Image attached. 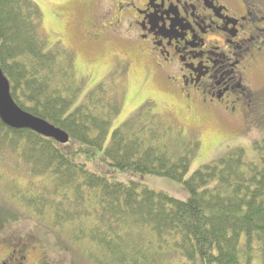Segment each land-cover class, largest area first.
Here are the masks:
<instances>
[{
	"label": "trees",
	"instance_id": "16d2710c",
	"mask_svg": "<svg viewBox=\"0 0 264 264\" xmlns=\"http://www.w3.org/2000/svg\"><path fill=\"white\" fill-rule=\"evenodd\" d=\"M0 67L20 108L78 144L68 150L0 119V163L9 168L1 192L21 219L59 233L87 264H264V141L254 144L258 164L236 148L186 177L198 138L164 124L145 102L105 146L121 96L100 84L71 108L83 85L74 52L49 46L33 0H0ZM99 151L121 172L181 183L188 198L115 180L79 160Z\"/></svg>",
	"mask_w": 264,
	"mask_h": 264
},
{
	"label": "rangeland",
	"instance_id": "374dc122",
	"mask_svg": "<svg viewBox=\"0 0 264 264\" xmlns=\"http://www.w3.org/2000/svg\"><path fill=\"white\" fill-rule=\"evenodd\" d=\"M33 1L42 12V32L49 46L59 42L74 52L76 74L83 79V85L71 108L100 84L121 96V110L109 127L105 146L116 127L145 102H150L153 104L151 109L159 114L164 124L193 131L200 142L198 150L190 157L186 177L236 148L243 149L246 160L260 163L254 144L264 141V110L246 114L236 110L231 115L223 110L187 109L179 87L171 84L155 65L145 61L138 52V41L126 37L124 28L108 25L111 21L104 18V10L96 0ZM252 83L254 88L259 85L257 78ZM63 145L68 150H74L78 144L69 140ZM100 153L95 160H88L84 156H80L79 160L89 170L124 183L139 180L154 190L164 191L180 200H186L189 196L184 186L175 180L152 174L121 172L103 160ZM6 167L0 163V256L9 251L10 241L31 239V246L34 244L35 247L29 250L25 264L36 261L87 264L83 254L60 238L59 233L29 219H21L5 201L1 190L9 177L6 174L9 168ZM16 174L18 176L12 174L15 178L17 176L15 181L26 184L24 174Z\"/></svg>",
	"mask_w": 264,
	"mask_h": 264
},
{
	"label": "flooded vegetation",
	"instance_id": "af4514ba",
	"mask_svg": "<svg viewBox=\"0 0 264 264\" xmlns=\"http://www.w3.org/2000/svg\"><path fill=\"white\" fill-rule=\"evenodd\" d=\"M96 1L108 25L124 28L145 61L179 87L187 109L264 110V0ZM31 242L10 241L0 264H25Z\"/></svg>",
	"mask_w": 264,
	"mask_h": 264
},
{
	"label": "water",
	"instance_id": "95a60500",
	"mask_svg": "<svg viewBox=\"0 0 264 264\" xmlns=\"http://www.w3.org/2000/svg\"><path fill=\"white\" fill-rule=\"evenodd\" d=\"M0 119L14 129H30L42 136L49 137L59 144L69 141L68 134L52 123L20 108L10 95L8 79L0 67Z\"/></svg>",
	"mask_w": 264,
	"mask_h": 264
}]
</instances>
